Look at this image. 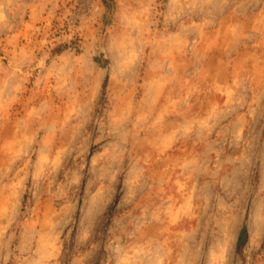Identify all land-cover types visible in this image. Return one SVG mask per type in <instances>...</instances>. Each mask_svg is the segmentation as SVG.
<instances>
[{
	"label": "rangeland",
	"instance_id": "1",
	"mask_svg": "<svg viewBox=\"0 0 264 264\" xmlns=\"http://www.w3.org/2000/svg\"><path fill=\"white\" fill-rule=\"evenodd\" d=\"M0 264H264V0H0Z\"/></svg>",
	"mask_w": 264,
	"mask_h": 264
},
{
	"label": "trees",
	"instance_id": "2",
	"mask_svg": "<svg viewBox=\"0 0 264 264\" xmlns=\"http://www.w3.org/2000/svg\"><path fill=\"white\" fill-rule=\"evenodd\" d=\"M245 231H246L245 228H243L242 232L239 234V241H238L239 246L242 244V239H243L242 233H245Z\"/></svg>",
	"mask_w": 264,
	"mask_h": 264
}]
</instances>
